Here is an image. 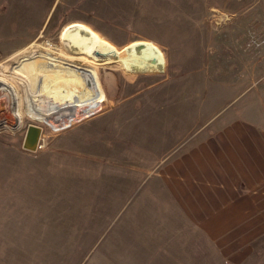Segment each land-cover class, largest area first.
I'll return each mask as SVG.
<instances>
[{
	"label": "rangeland",
	"instance_id": "obj_1",
	"mask_svg": "<svg viewBox=\"0 0 264 264\" xmlns=\"http://www.w3.org/2000/svg\"><path fill=\"white\" fill-rule=\"evenodd\" d=\"M71 23L93 35L73 45ZM30 44L84 73L94 99L0 130V264H264L259 227L216 257L178 183L209 167L203 143L244 168L227 123L264 136V0H0V63Z\"/></svg>",
	"mask_w": 264,
	"mask_h": 264
},
{
	"label": "crops",
	"instance_id": "obj_2",
	"mask_svg": "<svg viewBox=\"0 0 264 264\" xmlns=\"http://www.w3.org/2000/svg\"><path fill=\"white\" fill-rule=\"evenodd\" d=\"M251 37L254 36L251 35ZM261 46L262 44L259 46L254 44L251 47L258 49ZM227 49L230 51L229 46ZM245 51H240L242 53L239 54L241 60H244L245 56L249 59L247 64L258 63L256 56L248 57L244 54ZM227 61L229 65L236 63L235 58L230 55ZM231 76L235 78V75L231 74ZM170 92H167L166 95L169 96ZM227 124L230 127L226 132H232L233 144L239 145L240 149L244 147L247 150V153L245 152L246 154L242 157L244 168H240L242 163L237 156L225 161L221 156L223 151L219 146H215L214 153L216 154H208L207 145L203 143L200 149L201 153H197L196 157L202 163L204 160H208L209 167H205L204 172L198 168H195L193 173L182 172L178 182L179 184H188V193L193 202L191 218L201 228L205 238L214 243L218 251L216 257H219L220 243L243 242L246 235H251L249 231L256 227L261 228L260 234L264 231V229L262 230V227L264 228V136L252 137V124H241L240 122H236V125L234 123ZM221 134L217 138L211 139L209 144L212 145L218 141ZM224 144L227 145L225 141ZM72 145L70 144L68 147ZM69 158L74 163L78 159L73 156H69ZM216 184L218 185L215 186ZM185 191L183 188H179L181 194ZM255 209L259 210V218H257ZM233 225L234 228H232ZM239 228V231L243 230V232L239 233V237H237V230L233 232V229ZM250 239L251 237L248 238V240ZM224 254L225 252L222 251V256Z\"/></svg>",
	"mask_w": 264,
	"mask_h": 264
},
{
	"label": "bare ground",
	"instance_id": "obj_3",
	"mask_svg": "<svg viewBox=\"0 0 264 264\" xmlns=\"http://www.w3.org/2000/svg\"><path fill=\"white\" fill-rule=\"evenodd\" d=\"M62 33L75 45L79 34L91 37L93 29L71 23ZM36 47L30 44L0 63V130H18L27 116L39 123L54 120L86 104L87 97L94 99V85L84 73Z\"/></svg>",
	"mask_w": 264,
	"mask_h": 264
},
{
	"label": "water",
	"instance_id": "obj_4",
	"mask_svg": "<svg viewBox=\"0 0 264 264\" xmlns=\"http://www.w3.org/2000/svg\"><path fill=\"white\" fill-rule=\"evenodd\" d=\"M42 131H43L42 128L35 125H30L28 127L23 143V147L25 150L37 151L41 141Z\"/></svg>",
	"mask_w": 264,
	"mask_h": 264
},
{
	"label": "built area",
	"instance_id": "obj_5",
	"mask_svg": "<svg viewBox=\"0 0 264 264\" xmlns=\"http://www.w3.org/2000/svg\"><path fill=\"white\" fill-rule=\"evenodd\" d=\"M39 147H41V148H42V145H41V144H39Z\"/></svg>",
	"mask_w": 264,
	"mask_h": 264
}]
</instances>
